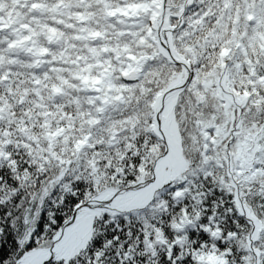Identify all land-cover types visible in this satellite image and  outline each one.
Returning <instances> with one entry per match:
<instances>
[{
	"label": "snow or ice",
	"instance_id": "snow-or-ice-1",
	"mask_svg": "<svg viewBox=\"0 0 264 264\" xmlns=\"http://www.w3.org/2000/svg\"><path fill=\"white\" fill-rule=\"evenodd\" d=\"M0 264H264V0H0Z\"/></svg>",
	"mask_w": 264,
	"mask_h": 264
}]
</instances>
